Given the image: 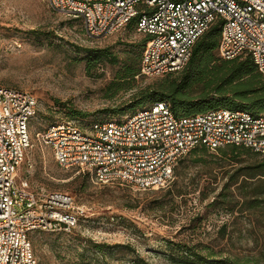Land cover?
Returning a JSON list of instances; mask_svg holds the SVG:
<instances>
[{
    "label": "rangeland",
    "instance_id": "374dc122",
    "mask_svg": "<svg viewBox=\"0 0 264 264\" xmlns=\"http://www.w3.org/2000/svg\"><path fill=\"white\" fill-rule=\"evenodd\" d=\"M141 39L131 28L88 37L79 19L51 10L48 0H0V85L28 91L37 100L28 127L31 147L17 169L15 185L25 179L29 191L70 194L86 216L71 236L31 234L37 264H176L168 258L172 243L205 246L221 257L264 261V211L239 213L229 195L232 213L208 206L231 176L260 158L232 156L228 147L195 149L176 163L166 187L137 191L125 184L102 186L59 167L50 147L35 136L54 120L72 118L79 125L120 120L134 111L130 108L153 103L152 95L142 99L144 92L175 75L117 78L122 66L136 58ZM101 50L116 62L95 64V52ZM201 89L194 83L182 94L195 98ZM77 112L81 116H73ZM95 244L104 245L103 251L97 253Z\"/></svg>",
    "mask_w": 264,
    "mask_h": 264
},
{
    "label": "built area",
    "instance_id": "2783aa9c",
    "mask_svg": "<svg viewBox=\"0 0 264 264\" xmlns=\"http://www.w3.org/2000/svg\"><path fill=\"white\" fill-rule=\"evenodd\" d=\"M48 6L79 19L91 38L134 21V31L146 39L142 77L180 71L195 41L213 25L219 27L218 57L248 56L264 76V0H48ZM36 113L30 92L0 85V264H37L31 234H71L86 217L70 194L29 191L25 179L15 185ZM35 136L50 147L59 167L96 184L157 190L171 182L176 163L197 147H243L264 156V111L218 108L176 117L160 101L120 120L87 125L61 120Z\"/></svg>",
    "mask_w": 264,
    "mask_h": 264
},
{
    "label": "trees",
    "instance_id": "16d2710c",
    "mask_svg": "<svg viewBox=\"0 0 264 264\" xmlns=\"http://www.w3.org/2000/svg\"><path fill=\"white\" fill-rule=\"evenodd\" d=\"M125 28L134 30V21ZM218 39L219 27L218 25H213L195 41L185 66L180 71L163 75L175 76L170 81L161 82L154 91H145L142 99L144 100L152 95L150 97L152 102L167 101L173 115L176 117L189 116L218 108L239 109L252 114L264 111V76L257 71L248 56H239L231 60H223L218 57ZM141 40L140 45H138L139 52L136 58L129 65L122 66V71L117 75L120 76L117 77L118 79L132 81L135 77H139L140 57L146 39L142 37ZM240 58H243V60H240ZM94 59L95 64L102 60H108L112 63L116 62V59L113 56L111 57L107 50L95 52ZM90 60L92 61L93 59L91 58ZM194 83L201 84L202 89L199 96L195 98L184 97L185 95L182 94L183 90ZM138 108L141 107L137 106L130 109L135 110ZM75 114L77 115L73 116H81L78 112ZM61 120H72V118L54 120L48 126ZM227 147L232 156L247 155L255 159L260 158L261 160L247 165L241 169V173L236 172V175L231 176L229 179L231 182L223 185L221 192L215 195L213 200L208 203V206L210 208L220 207L228 213H232L233 209L231 208L233 205H228L227 201L229 195L235 201V204H238L239 213L251 212L254 214L263 212L264 156L243 147ZM195 149L207 150L204 147ZM193 150L188 153L193 152ZM239 178L241 180L238 183ZM232 186L234 187L230 190ZM167 192L169 194L172 193L171 189ZM233 194L234 197L232 196ZM181 195L183 194H177V196ZM202 199H205V197ZM224 228V225L220 227L221 232L224 231ZM57 235L71 236L73 233H58ZM92 247L97 253H100L103 251L104 245L95 244ZM167 248L169 250V260L176 264H264V261L254 257L246 259L232 256L221 257L205 246L192 245L188 247L181 243H172L168 244Z\"/></svg>",
    "mask_w": 264,
    "mask_h": 264
}]
</instances>
